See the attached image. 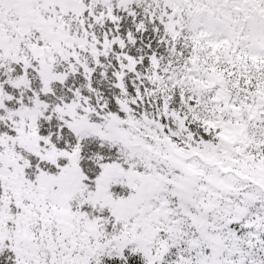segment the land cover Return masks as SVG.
Returning <instances> with one entry per match:
<instances>
[{
  "label": "snow or ice",
  "instance_id": "6c2138e0",
  "mask_svg": "<svg viewBox=\"0 0 264 264\" xmlns=\"http://www.w3.org/2000/svg\"><path fill=\"white\" fill-rule=\"evenodd\" d=\"M0 264H264V0H0Z\"/></svg>",
  "mask_w": 264,
  "mask_h": 264
}]
</instances>
